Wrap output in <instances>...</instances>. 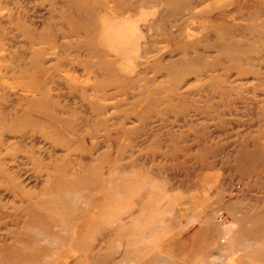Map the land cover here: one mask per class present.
Segmentation results:
<instances>
[{"label":"rangeland","instance_id":"374dc122","mask_svg":"<svg viewBox=\"0 0 264 264\" xmlns=\"http://www.w3.org/2000/svg\"><path fill=\"white\" fill-rule=\"evenodd\" d=\"M264 0H0V264H264Z\"/></svg>","mask_w":264,"mask_h":264},{"label":"bare ground","instance_id":"6f19581e","mask_svg":"<svg viewBox=\"0 0 264 264\" xmlns=\"http://www.w3.org/2000/svg\"><path fill=\"white\" fill-rule=\"evenodd\" d=\"M263 179H264V172H263Z\"/></svg>","mask_w":264,"mask_h":264}]
</instances>
